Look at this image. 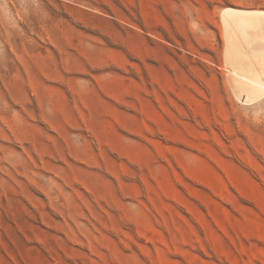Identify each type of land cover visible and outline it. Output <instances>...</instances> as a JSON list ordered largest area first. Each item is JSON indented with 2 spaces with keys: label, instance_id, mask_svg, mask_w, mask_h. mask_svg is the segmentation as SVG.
<instances>
[{
  "label": "rangeland",
  "instance_id": "1",
  "mask_svg": "<svg viewBox=\"0 0 264 264\" xmlns=\"http://www.w3.org/2000/svg\"><path fill=\"white\" fill-rule=\"evenodd\" d=\"M227 8L264 0H0V264H264Z\"/></svg>",
  "mask_w": 264,
  "mask_h": 264
},
{
  "label": "bare ground",
  "instance_id": "2",
  "mask_svg": "<svg viewBox=\"0 0 264 264\" xmlns=\"http://www.w3.org/2000/svg\"><path fill=\"white\" fill-rule=\"evenodd\" d=\"M221 15L230 88L253 103L264 96V10L227 8Z\"/></svg>",
  "mask_w": 264,
  "mask_h": 264
}]
</instances>
